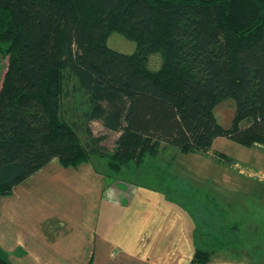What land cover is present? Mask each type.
Here are the masks:
<instances>
[{
  "label": "trees",
  "instance_id": "obj_1",
  "mask_svg": "<svg viewBox=\"0 0 264 264\" xmlns=\"http://www.w3.org/2000/svg\"><path fill=\"white\" fill-rule=\"evenodd\" d=\"M114 32L135 51L111 48ZM2 58L0 195L54 158L65 167L108 159L119 176L168 146L206 153L218 137L264 146V0H0ZM66 71L72 97H85L81 125L63 111ZM230 99L225 127L215 108ZM95 121L118 134L112 150ZM201 255L196 246L191 264ZM0 264H11L1 249Z\"/></svg>",
  "mask_w": 264,
  "mask_h": 264
},
{
  "label": "crops",
  "instance_id": "obj_2",
  "mask_svg": "<svg viewBox=\"0 0 264 264\" xmlns=\"http://www.w3.org/2000/svg\"><path fill=\"white\" fill-rule=\"evenodd\" d=\"M244 147L234 157L219 148L228 167L205 156L218 149L174 162L217 209L208 264H264V166L252 170V158L264 163V146ZM93 160L65 167L54 158L0 195V249L11 264H191L190 209L165 188L114 176Z\"/></svg>",
  "mask_w": 264,
  "mask_h": 264
},
{
  "label": "rangeland",
  "instance_id": "obj_3",
  "mask_svg": "<svg viewBox=\"0 0 264 264\" xmlns=\"http://www.w3.org/2000/svg\"><path fill=\"white\" fill-rule=\"evenodd\" d=\"M108 45L111 48L123 53H132L136 49V43L134 41L127 39L122 34L117 32H114L110 35L108 39ZM160 62L161 58L159 54L152 55L150 61L152 68H158ZM6 66L7 58H2L0 62V85ZM64 78L65 81L69 82V84L66 85L71 93L76 88L74 79L71 77L68 71L65 72ZM76 92L77 94L73 97L72 93L71 95L66 96L63 101V111L66 118L70 119V121L72 119H77L78 123L81 125V123L83 122L78 115L81 114V111L83 109L79 105V102H82L85 97L82 96V93L78 91ZM71 109H73L74 111H72ZM234 113L235 102L231 99L220 103L215 108V115L218 122L225 127L231 125ZM91 128L95 135L103 137V145L112 150L118 134L106 130L101 125V123L97 121L91 123ZM80 135L84 140V132H81ZM225 147H228L227 152L230 153V155L233 157L236 155H241L242 150L246 148L240 143L224 137L217 141L215 149L212 150L215 151L216 149H218L216 151L217 153L220 152L219 148L225 149ZM196 153V156L192 157V154H181L176 150V148L168 146L158 157L147 158L140 165L138 163L131 162L128 166L122 167L118 173L122 172L124 173L123 175H128L129 177L143 183L165 188L168 195L174 201L190 209V213L192 214L194 221L190 233L196 246L202 251L201 257H199L195 264H204V254H213L214 248H216L218 245V243H216L218 233V212L217 209H215V207L210 203V199H208V194H206L207 192L204 190V187L203 189H201L200 187H193L196 185H194V181L189 180L190 176L186 174L187 172H185L182 168H178L180 166L177 167L176 165H174L177 156L180 157V160L187 161L188 159H190V157H199L198 155L204 152ZM214 153L215 152H209V154H205V156L207 158L215 160L216 162H219L220 160L215 156ZM93 159V162L99 167H105L106 161L108 160L100 158ZM252 162L253 164L257 165L253 167L252 170L254 171L260 170L262 168L261 166H264L263 162H259L255 158H252ZM220 163L225 164L227 167L229 166V164L225 161L221 160ZM256 175L258 176V178L260 177L259 173ZM209 187L211 189L212 186L210 185Z\"/></svg>",
  "mask_w": 264,
  "mask_h": 264
}]
</instances>
